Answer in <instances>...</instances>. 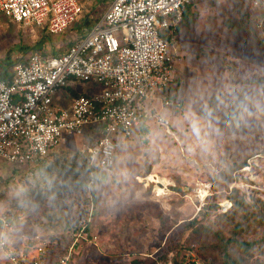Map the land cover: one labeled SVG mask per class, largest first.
Wrapping results in <instances>:
<instances>
[{
  "label": "rangeland",
  "instance_id": "obj_1",
  "mask_svg": "<svg viewBox=\"0 0 264 264\" xmlns=\"http://www.w3.org/2000/svg\"><path fill=\"white\" fill-rule=\"evenodd\" d=\"M83 2L82 15L52 39L55 36L67 42L78 34L76 27L95 5V0ZM192 2L188 16L194 17L193 22L180 23L169 45L175 56L169 94L180 99L181 108L163 107L159 96L142 103L149 132L124 139L113 174L101 175L88 186L92 218L81 235L75 237L64 228V217L46 220L40 216L41 228L21 225L26 206L10 205L9 185L28 173L32 163L17 166L0 159V214L12 218L9 235L15 237L14 242H26L35 231L42 239H49V247L56 241L65 251L74 243L69 264H132L135 258L148 261L165 253L168 261L175 254L169 250L179 245L185 257L182 264H208L213 257V264H221L222 253L213 246L218 232L224 238L251 242L246 252L232 241L229 252L235 258L245 256L244 264H264V52L257 49L264 41L255 28L261 11L250 8L245 0ZM97 7L100 14L106 9ZM231 17H245L248 27L262 40L256 49L226 24ZM47 34L35 25L4 20L0 62L8 53L16 60L21 46L34 45ZM49 45L44 49L47 53ZM64 45L56 39L52 43L55 51ZM31 52L25 49L22 54L26 57ZM233 61L235 67L228 68ZM233 76L240 81L233 82ZM69 85L87 93L98 91L92 84ZM240 88L244 89L245 111L239 115L240 123L249 132L235 122L230 127L222 122L226 107ZM69 96L65 89H59L54 99L66 106ZM157 113L169 120L171 130L159 125ZM63 141L59 149L77 151L92 142L88 132L64 135ZM243 161L246 165L236 167ZM149 174L160 181H149ZM156 186L162 189L161 195ZM229 192L242 197L244 205L233 207ZM74 203L76 200L66 208L73 222L80 213ZM62 234L65 241L58 240ZM1 260L0 264H6V256ZM167 261L158 260V264Z\"/></svg>",
  "mask_w": 264,
  "mask_h": 264
},
{
  "label": "built area",
  "instance_id": "obj_2",
  "mask_svg": "<svg viewBox=\"0 0 264 264\" xmlns=\"http://www.w3.org/2000/svg\"><path fill=\"white\" fill-rule=\"evenodd\" d=\"M192 1L111 0L85 35L64 53L33 51L12 66L10 80L0 79V159L17 166L37 163L60 150L64 135L88 132L92 140L79 149L88 161L89 208L81 230L73 236L81 235L92 218L88 186L99 174H113L121 142L144 122L142 103L159 96L163 107H181L180 99L169 94L175 74L169 45ZM245 1L261 11L255 28L264 41V0ZM83 11V0H0V28L8 20L58 34ZM75 82L96 85L98 91L71 97L61 106L55 93ZM156 119L169 124L163 114L157 113ZM0 229V249L10 264L70 263L74 243L62 254L49 256V244L39 234L30 247L14 242L6 214H0Z\"/></svg>",
  "mask_w": 264,
  "mask_h": 264
},
{
  "label": "trees",
  "instance_id": "obj_3",
  "mask_svg": "<svg viewBox=\"0 0 264 264\" xmlns=\"http://www.w3.org/2000/svg\"><path fill=\"white\" fill-rule=\"evenodd\" d=\"M110 2L111 0H95V5L88 13L85 14L80 23V26L76 27L78 34L73 39H68L67 42L59 37L56 38L55 36L52 39L53 34L48 33L46 29H42L46 31L49 35L47 34L45 37H43L44 39H39L34 45L21 46V52L18 54L21 55L17 57L16 60L10 59V55L8 53L5 59L0 62V79L10 80L12 66L15 63L24 59L25 54H22V52L25 51V49H31L33 51L47 53L44 51V49L47 47V44L50 43V49L48 50L49 54L59 55L64 53L69 47V45L74 43L77 39L83 37L86 31L95 23V21L100 18L102 14H100V9L98 10L97 6L101 5L103 7H107ZM192 3L193 2L189 3L186 6L180 23H185L189 25L193 22L194 17L188 16L191 13L190 8L193 6ZM180 23L178 24L176 31ZM226 24H228V26L233 32L241 34L244 39H248L249 42L252 43L254 49H256L257 44H260L262 42V40L258 39V36L253 33L248 27L249 25L245 22V17H240L239 19L231 17L228 19V23L226 22ZM55 39L64 42V48L61 47L60 50L55 51V48L52 46L53 40ZM257 49H260L264 52V45H261ZM235 65L236 63L235 61H233L231 65L228 64L227 67L231 68V66L235 67ZM231 80L233 82L240 81V79H236L234 78V76L231 78ZM64 89L69 92V95L71 97L80 95H90V93L85 92L82 88L75 89L67 85L64 87ZM170 97L174 98L175 96L172 95ZM243 101L244 89L240 88L236 93H234L232 101L230 102L229 106L226 107V112L222 120L225 126L230 127L231 125L229 124L235 122L238 127L240 126L244 128L243 125L240 123L241 117L239 116L241 112H245L243 107ZM159 125L166 126L168 130H171L173 128L170 122L168 125H163L161 123H159ZM245 130H247V132L250 131L248 129ZM148 132V125L145 122H142L137 128L135 134L146 135ZM244 162L245 161L238 164L236 167L246 165V163ZM100 176L101 175L96 176V178L99 179ZM88 179L89 167L88 161L85 156L77 150H69L62 148L57 152L45 156L37 163H32V168L30 169V171H28V173L18 176L17 179L12 183V185H9V187L12 189V194L9 195L8 200L10 201L11 206H26V213L24 214V216H22V219L20 220L21 225L29 224L36 228H41L43 226V223H41V221L38 219L40 216L46 218V220H58L61 217H64L63 226L65 229H68V231H70L73 235V233H77L81 230V222L88 213L89 198L86 197ZM227 197L230 198L233 207H240L244 205V201L240 196H236L233 193L229 192L227 194ZM68 199H71V201L76 200V204H74L77 208H79L80 211L75 222H73L74 220L70 218L66 210L67 207H70L71 202H68ZM205 208L210 207L204 206V209ZM237 226L239 228V225H236V227ZM35 233L37 234V232L35 231H33V233L31 232V237L27 238L26 240V245H28L29 247L35 244ZM215 238L216 243H214L213 246L215 249H218L219 252L222 253L223 261L221 264H244V260H246L245 256H242L241 259L235 258L229 252V244L234 241L237 246L246 251L247 248L251 246V242L238 239L233 240L232 238H224L223 236H221V233L218 232H216ZM59 239L65 241L66 236L62 234L60 238H58V240ZM48 240L47 242H49ZM52 244L53 245H50V247H48L47 249L49 251V256L52 252H55L53 254L54 256L60 255L64 252V250L60 249V245L56 241ZM180 248L181 245H179L176 249L169 250V252L175 251V254L174 258H170L168 261L167 253H165L163 255L153 257L148 261H144V259L141 258H135L132 260V264H158V260L167 261L166 264H182L183 259L185 257L183 253L180 254ZM214 261L215 257H213V259L209 261L208 264H213Z\"/></svg>",
  "mask_w": 264,
  "mask_h": 264
},
{
  "label": "bare ground",
  "instance_id": "obj_4",
  "mask_svg": "<svg viewBox=\"0 0 264 264\" xmlns=\"http://www.w3.org/2000/svg\"><path fill=\"white\" fill-rule=\"evenodd\" d=\"M146 178H147L149 181H155V182H159V181H160L159 178H155L154 175H152V174L147 175ZM156 185H157V184H156ZM155 190L157 191V194H158V195H161V192H163L162 189H161L159 186H156V187H155ZM156 191H155V192H156ZM164 192H165V191H164Z\"/></svg>",
  "mask_w": 264,
  "mask_h": 264
},
{
  "label": "crops",
  "instance_id": "obj_5",
  "mask_svg": "<svg viewBox=\"0 0 264 264\" xmlns=\"http://www.w3.org/2000/svg\"><path fill=\"white\" fill-rule=\"evenodd\" d=\"M75 83H77V82H75ZM75 83H72V84H75ZM68 86H70V85H68ZM71 88H72V87H71ZM73 88H74V87H73ZM75 89H76V88H75ZM70 98H71V96H69V99H68V100H70ZM163 116H164V115H163ZM136 131H137V130H136ZM136 131L134 132V134L136 133ZM134 134H133V135H134ZM85 146H87V145H85ZM81 148H84V146H83V147H80V149H81ZM99 175H100V174H99ZM99 175H98V176H99ZM101 175H102V174H101ZM152 175H154V174H152ZM146 179H147V178H146ZM14 238H15V237L12 235V236H11V239L14 240ZM20 240H22V239L20 238ZM22 241H23V240H22ZM24 242H25V241H24ZM17 244H20V243H17ZM32 254H34V252L31 250V255H32ZM2 255H3V251H2V249H0V257H2ZM1 262H2V260L0 261V263H1ZM6 264H7V261H6Z\"/></svg>",
  "mask_w": 264,
  "mask_h": 264
}]
</instances>
